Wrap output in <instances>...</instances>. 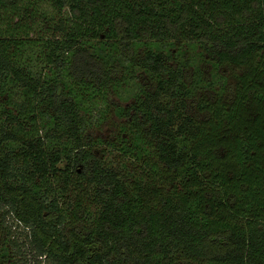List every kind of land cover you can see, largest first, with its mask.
<instances>
[{"label":"trees","instance_id":"16d2710c","mask_svg":"<svg viewBox=\"0 0 264 264\" xmlns=\"http://www.w3.org/2000/svg\"><path fill=\"white\" fill-rule=\"evenodd\" d=\"M0 230V264H264V0H0Z\"/></svg>","mask_w":264,"mask_h":264},{"label":"rangeland","instance_id":"374dc122","mask_svg":"<svg viewBox=\"0 0 264 264\" xmlns=\"http://www.w3.org/2000/svg\"><path fill=\"white\" fill-rule=\"evenodd\" d=\"M27 6L28 4L25 3L23 7ZM34 14L36 19H38V22L36 24L28 25L27 27L24 28L25 32H29L31 36H45L48 35L49 32L47 30V21L51 22H56L59 17L60 13L50 4L47 2H41L37 3L34 6ZM24 9V8H23ZM23 9H21L18 12H15L11 14V17L9 21H17L22 17V12ZM10 14V13H8ZM41 16V17H40ZM123 104L126 103V101L122 102ZM102 111L99 110H94L93 111V116L97 121L94 122V126L92 127V133L95 135H99L101 137H104L106 139H111L113 134L111 130L113 129V120H109L108 122L105 121L104 123L98 122L99 116H101L99 113ZM104 112H109L111 118L115 116L113 107L106 108V111ZM7 224L10 227L11 231H13V234L15 235L16 239L20 243L24 242L25 240H28L26 237L30 236V230H28L21 222H19L14 216H8L7 217ZM12 227V228H11ZM3 238V231L0 230V240ZM25 249L23 251V255L21 256L20 254H17L15 257L17 259H21L18 264H37V261H34L36 259V254L34 251H30V248H28V244L24 246ZM24 256V257H23ZM40 260V259H39ZM49 264V261H45V258L41 259V262L39 264Z\"/></svg>","mask_w":264,"mask_h":264}]
</instances>
